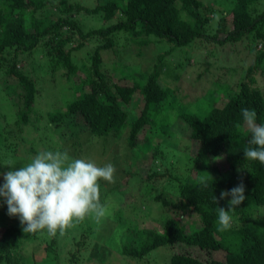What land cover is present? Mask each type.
<instances>
[{
  "label": "trees",
  "instance_id": "16d2710c",
  "mask_svg": "<svg viewBox=\"0 0 264 264\" xmlns=\"http://www.w3.org/2000/svg\"><path fill=\"white\" fill-rule=\"evenodd\" d=\"M95 1V5L86 6L71 0H0V98L7 99V105L0 104V148L13 135L7 126L20 134L26 127L37 129L34 122L40 119L35 109L39 86L32 71L27 69L29 66L21 67L19 63L27 62L28 65L29 62L30 67L35 68L32 56L43 54L49 69L53 72L63 70L62 75L71 80L74 87L73 99L65 102V108L47 114L55 127L61 122L68 125L71 129L68 140L72 139L73 145L82 130L104 138L121 133L125 136V150L133 153L148 146L149 151L154 150L152 158L159 160L163 155L162 139L173 138L171 124L175 117L180 118L189 131L187 152H190L191 144L195 147L190 153L191 167L185 166L184 175L176 170L178 167L167 170L160 189L172 183L173 190L161 189L154 196V201L167 212L161 227L140 228L137 223L131 224L127 220V223L122 222L124 229L119 231L108 222L112 227L109 229L117 234L121 254L142 259L155 249L168 246L169 264H264V165L244 158L243 151L250 146L251 134L241 114L243 108L254 109L256 122L264 124V89L257 85L255 76L256 72L264 75V0H233L234 5L229 11L221 6L214 8L213 4L203 0ZM48 5L56 9L57 16L37 14ZM79 13L98 15L104 24L86 30L77 18ZM121 32L127 33L138 45H147L151 37L157 41L165 40L170 43L164 50L167 54L183 46H189L191 53L196 48H205L203 44L213 46L209 54L219 53L217 46L233 47L245 42L255 58L236 85L228 87L220 105L207 101L203 109L187 108L184 106L192 103L182 104L175 98L174 89L162 81L161 64L165 54H159L154 66L147 71L135 65L120 64L114 68L115 74H106L101 66L102 54L113 48L114 36ZM74 35L78 38L73 39ZM90 37L100 42L89 51V64L78 66L74 56ZM257 46L262 49L258 50ZM180 52L183 54L182 50ZM190 57L193 55L186 56ZM224 69L228 72L227 64ZM219 83L225 82L220 79ZM170 98L172 101L168 102ZM172 110L175 115L170 119L168 112ZM8 111L11 120L6 118ZM78 126H81L80 130ZM155 136L157 141L153 140ZM62 140L63 146L60 143L56 151H65L67 146L69 151L70 145ZM18 148H13L14 152ZM24 152L32 154L38 150L31 148ZM163 162L160 160L158 167ZM137 173L134 171L133 174ZM208 174L213 177V182L209 180V187L204 188L199 178ZM157 176L164 177V173L152 169L138 180ZM241 180L246 199L230 212L232 227L220 231L218 209L227 210L231 199H219L220 192L235 187ZM103 182L100 181V185ZM148 184L156 187L155 183ZM109 193L105 191V194ZM213 196L217 197V203ZM188 215H195L197 222L189 224L185 221ZM122 217L119 210L106 218H115L119 222ZM93 232L90 225L76 244L88 246L91 243L88 237ZM22 235V229L14 224L4 228L0 236V264H21L16 248ZM97 241L91 244L88 252L103 264L111 250L107 243L114 242ZM53 242L55 240L45 245L48 253L45 260L51 263L57 257L52 249ZM85 250L69 252L66 264H81L79 254Z\"/></svg>",
  "mask_w": 264,
  "mask_h": 264
},
{
  "label": "rangeland",
  "instance_id": "374dc122",
  "mask_svg": "<svg viewBox=\"0 0 264 264\" xmlns=\"http://www.w3.org/2000/svg\"><path fill=\"white\" fill-rule=\"evenodd\" d=\"M71 1L79 2L86 6H93L96 3L95 0ZM203 1L208 4H213L214 8H220L219 6H221L226 11H229L234 5L233 0ZM40 13L50 16H57L58 14L56 9L49 5L37 12V14ZM77 18L84 23V29L86 30L99 28L104 24L101 17L95 14L84 15L83 13H79L77 14ZM77 38L78 35L73 36V39ZM114 39L116 43L113 48L102 54L103 62L101 66L106 74L110 76L115 74L114 68L120 64L135 65L141 70L147 71L154 66L159 54H165L163 56V65L161 64L162 81L169 88L174 89L176 94L175 98L180 99L182 104L192 103V105L184 106L187 108L200 107L203 109L207 101L208 103L215 101V103L220 105L228 87H234L236 85L237 81L242 78L244 70L255 58L254 54L250 53L245 46V42L237 43L233 47L224 46L220 48V46H217V52L219 53L214 51L212 54H209V49H214L213 46L203 44L205 48H196L191 53L189 46H183L174 50L173 53L167 54L164 50L168 48L170 43L165 40L157 41L151 37L147 45H138L129 39L127 33L122 32L116 34ZM99 42L95 37H90L85 46L74 56L75 63L78 66H81L82 63L89 64V51ZM194 47L193 45L192 50H194ZM257 48L258 50L262 49L259 46ZM181 50L183 54L180 52ZM190 54L193 57L186 58ZM234 55L236 57H233ZM32 61L35 68L30 67L29 62L28 65L27 62L25 64L19 63V65L21 67L23 65H26V67L29 66L27 69L30 72L32 71L33 77L37 80L39 91L35 109L40 119L34 122L37 125V129L34 127H26L25 132L21 134L14 130L12 126H7L9 131H13V135L9 136L8 141L0 148V173L8 170L6 164L9 161L15 162V167L18 168L30 163L31 158L40 151H56L60 143L63 142L62 139H64L65 144L70 145L68 151L70 156L94 161L98 166H103L107 163H112L115 166L116 182L114 184L108 183L107 185L105 181L103 182L100 189L103 198L101 202L110 206L111 213L121 210L123 217L122 220L117 222L115 218H109L108 220L107 218L98 219L94 214H89L83 221H74L73 226L65 230L63 235L57 232L55 237H50L46 230L37 233H24L22 231L21 241L16 248V252L21 256L20 263L66 264L68 263L67 257L69 252H76L81 248H85V252L79 254L81 264H99L88 252L92 248L91 244L98 239L99 242H104L105 240L114 242V244L107 243L111 250L103 264H169L170 249L168 246L159 247L142 259L121 254L118 250L119 243L116 241L117 234L113 229H109L112 227L109 226L108 222L119 231L124 229L122 222L127 223V220L131 224L137 223L140 228L146 226L154 228L161 227L167 212L160 204L154 201V196L161 189L169 192L173 190L172 183L163 185V188L160 189L161 182L164 181L168 172L167 170L178 167L176 170L181 175H184L186 173L185 166L191 167L193 163L190 153L195 150V147L191 144V150L187 152L189 131L185 127L186 124L180 118L173 117L175 115L173 110L171 111L172 114L168 112L170 119L174 118L171 124V131L174 135L173 138L162 139L160 149L163 151V155L159 160L152 158L154 150L149 151L148 146L140 147L139 150L133 153L125 150V136L123 137L121 133L109 135L104 138L92 136L89 132L82 130L79 132L78 138L75 139V145H73L71 143L72 139L68 140V135L71 133L68 125L65 122H61L60 125L55 127L47 116L48 112L65 108V102L71 99L74 93L72 81L62 75L63 70L61 69H57L54 72L51 71L47 63V57L43 54L36 53L32 56ZM226 64L229 67L228 72L224 69ZM39 66L42 67L39 68ZM255 76L257 85L264 89V75L261 72H256ZM72 79L75 82L79 81L77 78ZM220 79L225 83H219L218 85L217 81ZM171 99L168 102L172 101ZM0 104L7 105V99L0 98ZM4 109L7 111L6 108ZM9 112L6 114V118H10L11 120L12 118ZM80 127L78 126L77 129L80 130ZM59 136L61 137L59 138ZM157 136L153 137L154 141H157ZM153 140L151 142L152 148H154ZM60 146H63V143ZM17 147H19L18 150L14 152L13 148L17 149ZM67 147L65 151H67ZM31 148L38 150V152H33L32 154L24 152V150ZM12 150L14 156L12 155ZM17 152L18 154L15 155ZM145 152L147 153L145 154ZM160 160H164V162L161 167H158ZM152 169H157L159 173H164V177L157 176L149 180L145 179L148 183H155L156 187L154 188L146 183L145 180L141 182L138 180L139 176L146 177ZM134 171H138L137 175L133 174ZM144 181L145 183H143ZM2 182L3 179L0 176V183ZM114 185H117V188L116 186L114 188ZM106 190L110 191V193L105 194ZM184 219L189 224L197 222L195 215H188ZM93 221L95 222L92 223ZM12 224L22 229L19 219L17 217H10L7 214V206L3 203V198H0V236L4 228ZM90 225L94 229V232L88 237L89 243H91L86 247L76 244L80 240L81 234H84L85 230L90 229ZM102 237L104 238L103 240H101ZM52 240H55L52 244V249L57 254V257L51 263V261L45 260L48 257V253L45 251V245ZM55 254H51V256Z\"/></svg>",
  "mask_w": 264,
  "mask_h": 264
},
{
  "label": "clouds",
  "instance_id": "9594fccd",
  "mask_svg": "<svg viewBox=\"0 0 264 264\" xmlns=\"http://www.w3.org/2000/svg\"><path fill=\"white\" fill-rule=\"evenodd\" d=\"M243 121L250 132L244 153L249 161L264 165V124L257 123L254 109H241ZM8 170L0 173V198L7 206V214L17 217L24 233L46 230L50 237L61 235L83 221L89 214L106 218L111 214L110 206L101 202L100 181L116 182V168L112 163L98 166L94 161L74 158L68 151H40L24 166L15 167L9 161ZM208 174L199 178V183L209 187ZM231 197L228 209H218V230L232 227L230 212L246 199L245 185L241 180L229 190H221L219 199ZM217 203V197L213 196Z\"/></svg>",
  "mask_w": 264,
  "mask_h": 264
}]
</instances>
